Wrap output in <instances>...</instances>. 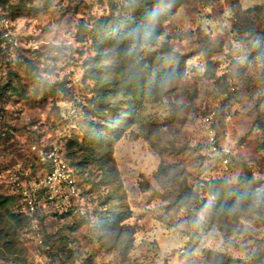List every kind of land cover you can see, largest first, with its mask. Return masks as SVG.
<instances>
[{"label":"rangeland","instance_id":"374dc122","mask_svg":"<svg viewBox=\"0 0 264 264\" xmlns=\"http://www.w3.org/2000/svg\"><path fill=\"white\" fill-rule=\"evenodd\" d=\"M0 7V264H264V0ZM54 148L79 194L31 214Z\"/></svg>","mask_w":264,"mask_h":264},{"label":"built area","instance_id":"2783aa9c","mask_svg":"<svg viewBox=\"0 0 264 264\" xmlns=\"http://www.w3.org/2000/svg\"><path fill=\"white\" fill-rule=\"evenodd\" d=\"M0 36L5 42H12L14 40V29L11 18L0 7ZM208 146L212 154L218 157L220 163L225 169H229L231 149L219 143L216 133L213 129L209 130ZM40 158L43 163L49 165V168L38 183L30 192L28 185L23 184L20 175L15 176V182L27 203L31 214L40 210L43 206L40 203V196L35 194L38 191H43L42 197L45 200H55L66 195V197L76 196L79 194V187L73 170L60 155L57 148L49 151L41 150Z\"/></svg>","mask_w":264,"mask_h":264}]
</instances>
